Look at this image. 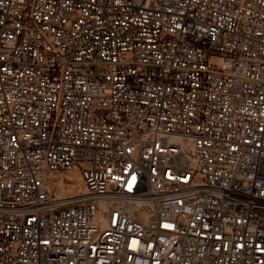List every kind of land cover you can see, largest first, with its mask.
<instances>
[{"label":"built area","instance_id":"obj_1","mask_svg":"<svg viewBox=\"0 0 264 264\" xmlns=\"http://www.w3.org/2000/svg\"><path fill=\"white\" fill-rule=\"evenodd\" d=\"M0 264H264V0H0Z\"/></svg>","mask_w":264,"mask_h":264},{"label":"rangeland","instance_id":"obj_2","mask_svg":"<svg viewBox=\"0 0 264 264\" xmlns=\"http://www.w3.org/2000/svg\"><path fill=\"white\" fill-rule=\"evenodd\" d=\"M222 57H219L217 55H212L209 57L208 62L211 67L219 66L222 63ZM136 135V131H130L129 137H133ZM76 179V177H74Z\"/></svg>","mask_w":264,"mask_h":264},{"label":"bare ground","instance_id":"obj_3","mask_svg":"<svg viewBox=\"0 0 264 264\" xmlns=\"http://www.w3.org/2000/svg\"><path fill=\"white\" fill-rule=\"evenodd\" d=\"M67 176H69V177H73V178L76 177V179L74 178L75 181H77L76 183H77V184L80 183V178H79L77 172H71V173H68Z\"/></svg>","mask_w":264,"mask_h":264}]
</instances>
